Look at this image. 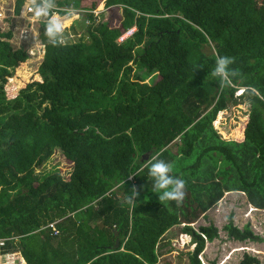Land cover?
I'll return each mask as SVG.
<instances>
[{"label": "trees", "instance_id": "16d2710c", "mask_svg": "<svg viewBox=\"0 0 264 264\" xmlns=\"http://www.w3.org/2000/svg\"><path fill=\"white\" fill-rule=\"evenodd\" d=\"M82 1L57 0V12ZM104 2L121 9L120 25L94 24L88 12L66 46H51L39 23L47 58L13 97L6 85L28 55L0 31V255L20 251L27 264H159L166 232L180 226L194 245L186 264H203L219 229L192 223L224 193H243L264 210V0ZM23 4L15 0L16 13ZM217 56L234 57L240 72L224 89L208 76ZM236 99L249 108L241 141L213 126ZM55 149L68 172L45 170ZM155 153L186 182L179 207L152 192L144 165ZM52 222L57 234L43 228ZM222 230L234 241H264L232 214ZM239 264L261 261L245 251Z\"/></svg>", "mask_w": 264, "mask_h": 264}, {"label": "rangeland", "instance_id": "374dc122", "mask_svg": "<svg viewBox=\"0 0 264 264\" xmlns=\"http://www.w3.org/2000/svg\"><path fill=\"white\" fill-rule=\"evenodd\" d=\"M104 1L83 0L79 8H71L75 14L67 18L65 23L68 34L75 32L71 36L73 37L72 39L79 38L84 31L85 27H82L77 22L80 21L82 16H86L89 10L95 11L93 12L96 15L94 24L106 22L110 27L120 25L122 20L121 9L117 6L105 7ZM0 4L2 6L0 7V12L3 14V18H0V31H11L12 37L9 42L12 47L14 49L22 48L28 55L27 60L20 63L14 70L6 85L7 94L13 97L20 87L37 78L36 71L38 66L47 58L45 53L47 45L40 40L41 26L39 22L27 21L21 17V10L19 13L15 12V0H0ZM56 14L59 15L58 13ZM72 26L74 28H71ZM35 38L36 47L33 48ZM30 49H32L31 52ZM238 94H240V90L236 92V95ZM248 113V105L236 99V102L230 103L225 110L217 114L213 126L223 138L241 141L245 125L249 119ZM54 152L51 160L46 163L45 170H53L55 168L62 173L68 172L71 163L62 155L59 149H55ZM230 214H232V220L236 225L243 227L248 223L254 232L264 239V210L255 209L249 205L243 193L226 192L215 206L207 210L205 214H201L192 223L194 227L214 223L219 229V237L212 242L205 243L204 249L199 255L201 262L210 264L209 262L213 260L215 264H239V260L246 251L257 255L261 264H264V241L239 242L228 239L225 231L222 230V226L227 222ZM161 245H163V254L159 258V264H186V253L191 251L194 246L191 243L190 236L181 232L180 226H174L166 232ZM14 259H17V263ZM21 259L24 258L15 257L14 255H0V264H25Z\"/></svg>", "mask_w": 264, "mask_h": 264}, {"label": "clouds", "instance_id": "9594fccd", "mask_svg": "<svg viewBox=\"0 0 264 264\" xmlns=\"http://www.w3.org/2000/svg\"><path fill=\"white\" fill-rule=\"evenodd\" d=\"M57 0H24L21 8V17L27 21L39 22L44 27L43 35L47 42L53 47L66 46L70 39L67 33L66 19L73 16V10H66L63 17L56 14ZM36 47V38L33 48ZM32 49H30V52ZM235 63V58L230 56H217L215 66L210 71L209 77L218 81L219 87L224 89L233 84V78L240 75L238 69L231 67ZM197 69H200L197 66ZM240 94L242 93V89ZM255 92V90H253ZM238 94V95H240ZM162 153H155L145 162L148 169V179L153 182L152 192L159 194L161 204L175 202L179 207L183 204L186 197V182L184 179L170 175L173 171V165L160 159ZM141 168L136 174L142 172ZM139 192L134 188L131 195L127 198L129 204H134V198ZM46 226V225H45ZM43 228H46V227ZM186 235V234H185ZM5 239V238H0Z\"/></svg>", "mask_w": 264, "mask_h": 264}, {"label": "built area", "instance_id": "2783aa9c", "mask_svg": "<svg viewBox=\"0 0 264 264\" xmlns=\"http://www.w3.org/2000/svg\"><path fill=\"white\" fill-rule=\"evenodd\" d=\"M69 9H71V8H68V9L65 8V10H69ZM55 12L58 13V12H57V9L55 10ZM89 12H92V13H93V12H95V11H90V10H89ZM93 14L95 15V13H93ZM95 17H96V15H95ZM0 18H3V14H2V12H0ZM87 23H88V22H87ZM135 29H136L135 26H132V27L126 29L123 33H121V35L118 36V38H117L118 42H121V41H123L125 38L129 37V36L134 32ZM72 35H73V34H70V38H73V37H71ZM45 227H50V228H51V231L53 232V234H57V233H58V229H57V227H56V225H55V222L48 223ZM5 240H6V239H0V246H3V245H4Z\"/></svg>", "mask_w": 264, "mask_h": 264}, {"label": "crops", "instance_id": "0c3cea01", "mask_svg": "<svg viewBox=\"0 0 264 264\" xmlns=\"http://www.w3.org/2000/svg\"><path fill=\"white\" fill-rule=\"evenodd\" d=\"M0 7H2L1 6V4H0ZM73 20V19H72ZM80 21H81V19H80ZM73 23V22H72ZM71 23V24H72ZM7 255H14L15 257H22V255H21V253H20V251H14V252H11V253H7V254H5L4 256H7ZM23 258V257H22ZM23 261V260H22ZM25 264H27L26 263V261H23ZM21 264H23V263H21Z\"/></svg>", "mask_w": 264, "mask_h": 264}, {"label": "water", "instance_id": "95a60500", "mask_svg": "<svg viewBox=\"0 0 264 264\" xmlns=\"http://www.w3.org/2000/svg\"><path fill=\"white\" fill-rule=\"evenodd\" d=\"M115 235H116V239H115L114 247L117 248V247L119 246V244H120V242H119V238L117 237L118 232H115Z\"/></svg>", "mask_w": 264, "mask_h": 264}]
</instances>
